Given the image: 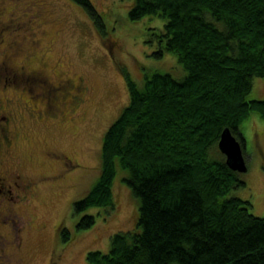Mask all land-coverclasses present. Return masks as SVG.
I'll return each mask as SVG.
<instances>
[{
  "label": "trees",
  "instance_id": "16d2710c",
  "mask_svg": "<svg viewBox=\"0 0 264 264\" xmlns=\"http://www.w3.org/2000/svg\"><path fill=\"white\" fill-rule=\"evenodd\" d=\"M74 1L104 34L93 3ZM151 15L164 19L155 54L174 53L185 75L154 71L139 87L123 72L129 102L103 134L97 181L73 206L110 207L119 164L138 198L137 226L88 251L86 264H264V216L229 196L246 183L217 146L229 127L244 152L241 123L264 119V98H248L264 78V0H134L128 11L132 21ZM94 220L86 214L76 229Z\"/></svg>",
  "mask_w": 264,
  "mask_h": 264
},
{
  "label": "rangeland",
  "instance_id": "374dc122",
  "mask_svg": "<svg viewBox=\"0 0 264 264\" xmlns=\"http://www.w3.org/2000/svg\"><path fill=\"white\" fill-rule=\"evenodd\" d=\"M90 1L104 18V34L74 0H0L5 6L2 19L12 23L3 36L18 40L13 55L8 56L9 64L38 68L51 82L62 76L81 77L87 87L77 107L79 114L71 120L68 116L39 119L24 108L21 103L32 98L42 109L36 92L21 91L11 101L0 95L5 106L16 109L12 125L20 133L14 146L21 161L19 173L34 182L33 196L21 210L32 225L22 232L20 248L6 244L8 260H0V264H86L88 251H107L113 234L137 226L138 198L123 179L127 171L119 164L110 207L76 211L73 202L97 181L103 134L129 102L123 72L141 87L145 76L154 71L179 78L185 70L174 53L155 54L159 49L155 34L162 30V17L130 20L128 11L134 0ZM248 98H264V78H253ZM240 130L248 168L239 177L246 184L231 190L229 196L249 200L250 212L264 216V119L251 113ZM55 152L72 159L71 172H60ZM210 153L218 154L214 149ZM86 214L94 216L93 225L77 230L76 224ZM61 227L70 232L67 243L60 241Z\"/></svg>",
  "mask_w": 264,
  "mask_h": 264
},
{
  "label": "flooded vegetation",
  "instance_id": "af4514ba",
  "mask_svg": "<svg viewBox=\"0 0 264 264\" xmlns=\"http://www.w3.org/2000/svg\"><path fill=\"white\" fill-rule=\"evenodd\" d=\"M0 5V35L3 36V32L8 30L12 23L2 19L5 6L2 3ZM2 36H0L2 45L0 53L3 55V59L0 60V95H5L6 99L11 101L12 95L17 94V97H20L21 91L36 92L37 102H41L42 109L32 98L25 99L21 104L39 119L54 120L68 116L71 120L73 116H78L77 107L82 101L83 94L87 92L83 79L62 76L51 82L45 79L46 76L38 68L28 69L23 64L13 67L9 64L8 56L13 55L12 50L17 46L18 40L15 36L10 40ZM20 85L22 87H19ZM8 90L13 93L7 92ZM16 91L18 93H15ZM19 100L22 102L23 99ZM15 111L11 104L5 106L0 100V228L3 229L0 232V260L3 261L8 260L6 244L11 243L20 248L22 232L32 225V220L21 211L33 196L34 182L19 173L21 161L14 153V146L20 133L17 125L14 127L12 125L17 117ZM53 155L61 164L60 172L73 170L71 167L74 163L67 154L55 152Z\"/></svg>",
  "mask_w": 264,
  "mask_h": 264
},
{
  "label": "water",
  "instance_id": "95a60500",
  "mask_svg": "<svg viewBox=\"0 0 264 264\" xmlns=\"http://www.w3.org/2000/svg\"><path fill=\"white\" fill-rule=\"evenodd\" d=\"M217 146L225 156V163L230 169L237 172L247 171V162L241 142L229 127H224L220 132Z\"/></svg>",
  "mask_w": 264,
  "mask_h": 264
}]
</instances>
